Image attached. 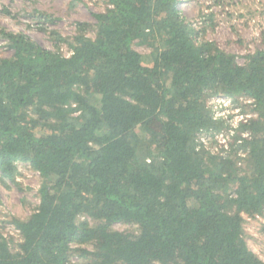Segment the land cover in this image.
I'll return each instance as SVG.
<instances>
[{"label": "trees", "instance_id": "trees-1", "mask_svg": "<svg viewBox=\"0 0 264 264\" xmlns=\"http://www.w3.org/2000/svg\"><path fill=\"white\" fill-rule=\"evenodd\" d=\"M179 1L105 0L72 41L51 31L69 56L0 26V180L18 163L42 177L18 248L0 232V264H264L245 228L264 215V49L239 62ZM219 95L254 116L216 152Z\"/></svg>", "mask_w": 264, "mask_h": 264}, {"label": "rangeland", "instance_id": "rangeland-1", "mask_svg": "<svg viewBox=\"0 0 264 264\" xmlns=\"http://www.w3.org/2000/svg\"><path fill=\"white\" fill-rule=\"evenodd\" d=\"M105 7V0H0V26L23 31L45 47L59 49L69 56L72 53L70 46L57 44L51 31H58L62 37L72 41L77 33V23L93 22V12L102 11ZM179 9L194 27L201 30L202 39L215 41L226 51L236 54L239 62H244V56L249 52L264 49V0H180ZM36 10L50 14L52 20L41 22ZM1 44V52L5 56L10 55L4 43ZM135 48L149 60L150 47L135 45ZM221 97L223 95L218 98ZM232 100L234 107L245 116H254L251 100L244 97L239 98V103ZM213 107L215 110L216 106ZM18 168L20 173L16 181L0 180V232L11 240L13 249L18 248L22 241L13 220L27 219L36 209L40 203L42 183L40 173L30 165L18 163ZM90 221L94 224L93 220ZM114 228L126 230L128 225L116 223ZM245 228L250 248L264 260V215L248 218Z\"/></svg>", "mask_w": 264, "mask_h": 264}, {"label": "built area", "instance_id": "built-area-1", "mask_svg": "<svg viewBox=\"0 0 264 264\" xmlns=\"http://www.w3.org/2000/svg\"><path fill=\"white\" fill-rule=\"evenodd\" d=\"M219 96H215L212 101L210 102L212 104V108L215 105L216 108L220 106L219 110H213L215 118H224L229 122L230 129L229 131L223 130L221 132H217L214 134V139L217 141V144L213 146L214 151H219L221 148H228L229 147V138L230 134L233 132L235 128L239 126L241 121H246L248 118L245 116L239 108L234 107L235 104L231 97L224 96L221 98H218ZM218 98V101L216 102ZM214 100V101H213ZM252 101V100H251ZM213 137L203 135L202 141L205 142L207 145L211 144V140Z\"/></svg>", "mask_w": 264, "mask_h": 264}]
</instances>
